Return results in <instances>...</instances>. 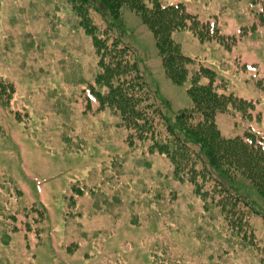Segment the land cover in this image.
<instances>
[{
  "label": "rangeland",
  "instance_id": "1",
  "mask_svg": "<svg viewBox=\"0 0 264 264\" xmlns=\"http://www.w3.org/2000/svg\"><path fill=\"white\" fill-rule=\"evenodd\" d=\"M163 1L187 4L202 21L213 15L228 32L247 30L230 49L189 31L175 39L183 54L215 69L227 93L254 102L250 117H237L240 126L219 114L222 134L248 126L264 137V27L247 16L249 0ZM77 5L0 0V264H264V219L252 217L239 241L221 207L205 210L188 183L174 180L165 158L129 146L110 112L96 111L88 93L96 58ZM89 13L102 29L100 16ZM112 28L110 40L133 49L157 103H168L171 115L190 108L188 84L166 77L139 17L123 10ZM205 190L214 197L216 188ZM158 194L171 203L158 205ZM17 208L22 213L9 219ZM35 209L40 221L26 231Z\"/></svg>",
  "mask_w": 264,
  "mask_h": 264
},
{
  "label": "trees",
  "instance_id": "2",
  "mask_svg": "<svg viewBox=\"0 0 264 264\" xmlns=\"http://www.w3.org/2000/svg\"><path fill=\"white\" fill-rule=\"evenodd\" d=\"M77 1L84 8L79 5L73 8L80 26L90 37L96 58L98 71L92 79L93 87H88L90 99L97 105L96 111L107 109L110 112L115 118L114 126L125 131V142L129 146H140L147 153L165 158L174 180L188 183L194 194L204 200L205 210L221 207L227 221L233 223V235L239 241L243 240L253 224L252 217L264 219V137L248 126L224 136L216 117L223 112L230 114L240 126L242 123L237 117H250L254 102L234 92L227 93L223 89L224 83L217 79L215 69L183 54L182 44L175 39V33L189 31L200 42H220L230 49L247 30L241 27L237 33L228 32L224 23L213 15L202 21L203 16L185 3L167 4L163 0ZM248 5L247 16L253 25L264 27V0H249ZM123 10L134 12L152 33L166 77L176 85L188 84L190 108L171 115L166 110L168 103L159 105V95L149 88V83L139 72L133 49L120 46L122 43L117 38L110 40L107 34L115 29L112 24L120 21ZM90 11L104 21L102 29L92 22ZM7 181L14 184L9 178ZM158 186V191L168 187ZM11 187L16 192L11 197L17 200L18 190L13 185ZM209 187L216 188L220 195L214 191L212 198L205 190ZM253 190L260 200L254 196ZM71 191L73 193V188ZM156 196L163 198V203L156 201L158 205L171 203L165 201L167 196ZM208 197L212 200L207 201ZM19 212L22 213V209L17 208L9 219L15 220ZM30 212L34 217L26 222V231L32 230L31 223L40 221L41 211ZM30 212L26 211V214L31 215ZM14 229L16 227H11Z\"/></svg>",
  "mask_w": 264,
  "mask_h": 264
}]
</instances>
